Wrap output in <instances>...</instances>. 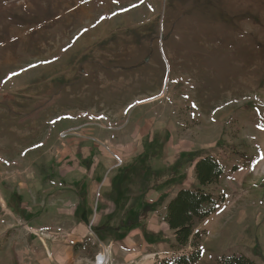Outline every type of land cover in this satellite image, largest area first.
Returning a JSON list of instances; mask_svg holds the SVG:
<instances>
[{
    "label": "rangeland",
    "instance_id": "rangeland-1",
    "mask_svg": "<svg viewBox=\"0 0 264 264\" xmlns=\"http://www.w3.org/2000/svg\"><path fill=\"white\" fill-rule=\"evenodd\" d=\"M207 156L197 264H264V0H0V264L189 256L164 215Z\"/></svg>",
    "mask_w": 264,
    "mask_h": 264
},
{
    "label": "trees",
    "instance_id": "trees-1",
    "mask_svg": "<svg viewBox=\"0 0 264 264\" xmlns=\"http://www.w3.org/2000/svg\"><path fill=\"white\" fill-rule=\"evenodd\" d=\"M175 172V171H173ZM196 189H181L170 200L164 215V223L174 234L175 242L171 251L181 252L195 248L189 256H182L172 263L197 264L201 259V249L196 234V225L209 219L224 202L216 198L208 189L221 182L225 176L223 165L214 156L199 159L195 164ZM148 208H144L146 211ZM218 264H256L243 254L231 253Z\"/></svg>",
    "mask_w": 264,
    "mask_h": 264
},
{
    "label": "bare ground",
    "instance_id": "bare-ground-1",
    "mask_svg": "<svg viewBox=\"0 0 264 264\" xmlns=\"http://www.w3.org/2000/svg\"><path fill=\"white\" fill-rule=\"evenodd\" d=\"M100 259L101 260H106V257L104 256V255H102L101 257H100ZM100 262V261H99ZM101 263V262H100Z\"/></svg>",
    "mask_w": 264,
    "mask_h": 264
},
{
    "label": "crops",
    "instance_id": "crops-1",
    "mask_svg": "<svg viewBox=\"0 0 264 264\" xmlns=\"http://www.w3.org/2000/svg\"><path fill=\"white\" fill-rule=\"evenodd\" d=\"M194 167H195V165H194ZM179 190H181V189H179ZM179 190H178V191H179ZM178 191L175 193V195H174L171 199H173V198L176 196V194L178 193ZM171 199H170V200H171ZM169 202H170V201H169Z\"/></svg>",
    "mask_w": 264,
    "mask_h": 264
}]
</instances>
